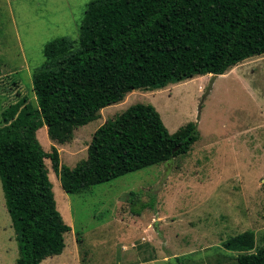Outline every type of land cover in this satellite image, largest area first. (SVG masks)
Listing matches in <instances>:
<instances>
[{
    "label": "rangeland",
    "instance_id": "374dc122",
    "mask_svg": "<svg viewBox=\"0 0 264 264\" xmlns=\"http://www.w3.org/2000/svg\"><path fill=\"white\" fill-rule=\"evenodd\" d=\"M92 0H0V126L2 112L26 97L37 105L33 73L47 42L77 38ZM195 74L158 89H134L120 102L59 143L44 125V150L57 148L61 165L87 156L95 130L137 102L151 103L170 132L196 122L199 139L171 160L66 192L59 170L45 158L57 208L71 226L66 247L41 264H237L223 242L253 230L264 241V54L247 58L219 75ZM201 105V106H200ZM156 192V208L131 213L129 192ZM19 245L0 177V264H16Z\"/></svg>",
    "mask_w": 264,
    "mask_h": 264
},
{
    "label": "trees",
    "instance_id": "16d2710c",
    "mask_svg": "<svg viewBox=\"0 0 264 264\" xmlns=\"http://www.w3.org/2000/svg\"><path fill=\"white\" fill-rule=\"evenodd\" d=\"M43 54L33 73L37 105L26 97L11 103L0 126V177L19 245L16 264H41L62 253L71 230L57 208L46 157L63 189L77 193L171 160L200 137L196 122L170 132L153 104L137 102L95 130L85 158L60 167L57 148L44 150L38 129L47 125L53 139L66 143L134 89L221 75L264 54V0H92L78 37H56ZM148 194L145 201L143 192H129L131 213L156 208V192ZM223 246L238 253L237 264H264V241L257 247L253 230Z\"/></svg>",
    "mask_w": 264,
    "mask_h": 264
},
{
    "label": "water",
    "instance_id": "95a60500",
    "mask_svg": "<svg viewBox=\"0 0 264 264\" xmlns=\"http://www.w3.org/2000/svg\"><path fill=\"white\" fill-rule=\"evenodd\" d=\"M212 77H213V78H212V81L210 82L209 86L207 87V90H206L205 95H204V97H203L202 100H204L205 97L210 93V90H211L212 87H213L214 80L218 77V74L214 73V74L212 75ZM200 106H201V105H200Z\"/></svg>",
    "mask_w": 264,
    "mask_h": 264
},
{
    "label": "crops",
    "instance_id": "0c3cea01",
    "mask_svg": "<svg viewBox=\"0 0 264 264\" xmlns=\"http://www.w3.org/2000/svg\"><path fill=\"white\" fill-rule=\"evenodd\" d=\"M219 76V75H218Z\"/></svg>",
    "mask_w": 264,
    "mask_h": 264
}]
</instances>
